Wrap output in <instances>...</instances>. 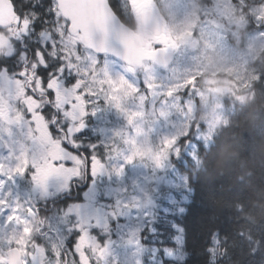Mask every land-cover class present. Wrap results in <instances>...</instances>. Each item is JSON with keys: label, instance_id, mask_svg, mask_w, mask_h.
<instances>
[{"label": "rangeland", "instance_id": "374dc122", "mask_svg": "<svg viewBox=\"0 0 264 264\" xmlns=\"http://www.w3.org/2000/svg\"><path fill=\"white\" fill-rule=\"evenodd\" d=\"M21 3L24 7L19 13L23 18L19 23L23 32L37 18L29 8L37 15L45 9L42 5ZM234 6L222 1L219 9L213 11L219 15L223 11L235 12ZM159 7L169 14L166 27L170 41L166 45L183 44L180 33L186 32V17L193 9L180 0H161ZM250 10L251 18L255 15L253 22L243 24L236 20L227 27L220 25L227 31L208 23L197 25L199 34L206 33L204 40L211 33L222 40L220 49L216 53L208 49L196 54L189 49L176 51L174 62L167 68L144 63L135 70L112 57L99 60L91 51L80 52L63 31L54 32L52 39L56 47L62 48L59 52L70 60L71 70L57 65L46 75L45 87L49 89L64 80L71 89L91 96L88 120L81 122L82 114L76 112L78 121L71 138L75 150L56 152L53 148L50 152L51 160L64 161L63 164L68 161L67 168L76 179L74 194L78 199L72 204H60L56 195L61 189L55 188L50 201V189L37 184V196L43 193V198L53 202L51 208H55L46 227H40L37 233L36 223L23 209L15 207L16 194L25 202L24 191L15 190L10 198L6 196L7 183L19 182L23 176L13 169L22 161H27V165L31 151L22 141L23 121L12 122V114L10 119L3 115L0 264H7L5 251L12 246L19 248L23 264H164L163 258H177L176 246V250L164 248L161 254L157 248H147L153 238L144 244L147 237L143 232L153 234L155 215L169 211L173 202L186 199L187 177L177 173L170 163L179 157L180 145H191L186 142L188 139L181 138L188 133L193 115L197 114L196 119L205 124L204 131L196 123L200 130L194 129V138L207 141L235 104L264 98V2L251 4ZM247 25L250 27L239 33ZM41 29L42 23L34 31L40 34ZM226 32L233 41L223 38ZM76 42L79 43L78 38ZM42 90L38 91L44 97V87ZM16 96L22 97L17 93ZM85 130L88 134H79ZM137 149L140 154L133 156ZM128 156L133 159L128 161ZM49 208L50 205L43 207L44 215ZM68 240L70 244L66 245ZM52 252L56 255L52 256ZM58 253L61 262L56 258Z\"/></svg>", "mask_w": 264, "mask_h": 264}, {"label": "flooded vegetation", "instance_id": "af4514ba", "mask_svg": "<svg viewBox=\"0 0 264 264\" xmlns=\"http://www.w3.org/2000/svg\"><path fill=\"white\" fill-rule=\"evenodd\" d=\"M160 1L108 0V3L120 20L139 34L145 48L164 47L172 50L174 56L176 51L185 49H189L193 54L208 49L211 52L217 51L221 39L211 33L204 40L206 33L199 34L197 25L208 23L219 27L220 25H228L229 22L235 23L236 20H240L244 24L246 21H251L250 5L256 2H264V0H180L185 7L193 9V12L186 17L188 23L186 32L180 33L184 43L171 44L172 47H170L166 45V42L170 41L166 27L168 21L166 15L169 17V14L164 8L163 11L159 7ZM215 1H217V8ZM222 1L233 3L235 5L233 8L236 11H223L222 15L214 12L213 9H219ZM35 3L41 5L40 3L43 2ZM43 4L45 12L37 16L31 25H28L27 31L20 32L21 23L19 21L21 22L23 17L19 18L17 22L15 21L8 29L0 28V48H2L0 51V119L3 118V115L9 118L12 114L13 118H9V121H23L20 127L24 138L22 141L29 145L31 151L28 164L25 166L26 171L19 178V182L9 181L7 183L6 195L10 198L13 191H24L25 202L16 194L15 206L18 210L23 209V212L29 216L32 222L36 223L37 227L41 222L43 207L50 205L47 211L52 209V204H47L48 200L43 198L45 196L43 193H40L41 196H37L39 189L37 184L41 185L42 188L50 189L52 195L48 197L50 201L55 196L53 189H61L56 195V200L60 201L67 199L65 195L61 197L60 195H63L61 193L73 191L75 186V179L71 177V172L67 166L63 164L64 161L58 163L57 159L51 160L50 152L53 148H56V150L53 149L56 152L59 150L74 151L76 145L71 141V138L74 133L75 122L78 121L76 112H81V122H86L91 115V96L71 89L70 83L64 80L49 89L44 85L46 75L53 72L57 65H61L64 70H71L68 67L70 60L64 57V52H59L62 48L56 47V43L52 39L56 36L54 32L63 31L69 39L74 41L75 47L80 52H90V50L83 48L76 42V37L64 31V24L56 11L52 10L53 15H50L51 12L47 10V6L52 5V2L48 1ZM205 9L209 11L204 12ZM40 23L43 24V29H41L40 34L35 33L34 30ZM247 28L245 27V29ZM164 33L166 34L164 35ZM223 35L226 37L225 40L233 41L232 38H228L230 35L228 32L223 33ZM175 39L173 38V41ZM194 45L195 47H191ZM98 59L102 60L104 56L98 57ZM72 61L76 62L75 57L72 58ZM34 63L36 66H31ZM43 87L45 89L44 97L38 91H43ZM16 93L22 97H17ZM8 99L10 100L9 104ZM196 118L197 114L193 115L188 133L184 136L188 139L186 142L193 144L191 148L185 150L204 151L209 149L211 144L209 140L194 138V129L200 130V127L203 129L205 127L203 121ZM196 123L200 127H195ZM16 127L17 123L14 124L13 128ZM79 134L86 135L88 132L85 130ZM77 147L79 148V146ZM40 166L52 169L42 182L35 178L36 173L41 168ZM14 185L15 187H13Z\"/></svg>", "mask_w": 264, "mask_h": 264}, {"label": "trees", "instance_id": "16d2710c", "mask_svg": "<svg viewBox=\"0 0 264 264\" xmlns=\"http://www.w3.org/2000/svg\"><path fill=\"white\" fill-rule=\"evenodd\" d=\"M11 1L19 18L21 1L48 2ZM170 165L187 177L189 190L185 200L155 215L153 234L143 232L144 244L153 238L147 248L161 254L178 247L177 258H163L164 264H264V102L253 98L231 116L210 149L180 151Z\"/></svg>", "mask_w": 264, "mask_h": 264}, {"label": "water", "instance_id": "95a60500", "mask_svg": "<svg viewBox=\"0 0 264 264\" xmlns=\"http://www.w3.org/2000/svg\"><path fill=\"white\" fill-rule=\"evenodd\" d=\"M58 9L69 22V32L80 35L81 43L97 54H107L138 69L143 61L167 66L171 53L144 50L138 35L113 13L107 0H56ZM14 17L9 0H0V26L11 24ZM9 264H22L17 249L7 251Z\"/></svg>", "mask_w": 264, "mask_h": 264}, {"label": "snow or ice", "instance_id": "6c2138e0", "mask_svg": "<svg viewBox=\"0 0 264 264\" xmlns=\"http://www.w3.org/2000/svg\"><path fill=\"white\" fill-rule=\"evenodd\" d=\"M140 154L139 153V150L137 149L136 152L133 153V156L134 155H138ZM133 156H128L126 159L128 161H131L133 159ZM27 161H22L20 164H18L14 169L13 171H16V172H20V173H23L26 171V165ZM101 167L99 161H97L96 163V169L99 170V168ZM52 169L49 167V168H40L38 170V172L36 173V179L38 181H43L44 179H46L47 175L49 174V172L51 171ZM0 171H4V166L3 165H0ZM119 172L122 171V169L118 170ZM9 175H11V172L8 173ZM3 182L0 181V184H2ZM102 251H106V248L103 249Z\"/></svg>", "mask_w": 264, "mask_h": 264}]
</instances>
